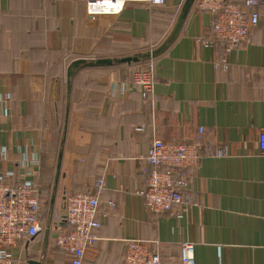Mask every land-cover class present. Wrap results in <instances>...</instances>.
<instances>
[{"label":"crops","instance_id":"obj_1","mask_svg":"<svg viewBox=\"0 0 264 264\" xmlns=\"http://www.w3.org/2000/svg\"><path fill=\"white\" fill-rule=\"evenodd\" d=\"M186 2H129L90 16L87 0H0V93L10 94L0 101L2 164L19 175L24 153L37 155L29 170L42 204L43 229L14 249L16 264H72L56 245L66 225L55 216L79 192L98 194L102 221L82 264H124L130 239L160 264H181L184 241L194 243L195 264H264V8L225 56L228 68L216 70L222 53L204 44L210 14ZM135 55L145 57L118 61ZM148 61L154 83L143 99L133 75ZM200 127L204 153L230 149L187 170L200 205L181 217L150 211L138 191L151 142L192 141Z\"/></svg>","mask_w":264,"mask_h":264},{"label":"built area","instance_id":"obj_2","mask_svg":"<svg viewBox=\"0 0 264 264\" xmlns=\"http://www.w3.org/2000/svg\"><path fill=\"white\" fill-rule=\"evenodd\" d=\"M167 0H87L86 10L90 16L117 14L129 2H142L152 6H162ZM199 11L210 14L213 36L205 40L209 47H219L222 59L213 63L214 68L227 69L225 56L230 55L246 39L250 27L258 24L260 9L264 0H197ZM153 64L148 61L133 75L143 99L153 88ZM10 94L0 93V101L8 100ZM7 112V107L4 108ZM142 130L143 127H136ZM192 141L173 140L166 142L154 139L145 156L141 172L146 177L147 186L138 191L147 208L159 215L182 216L185 208L200 205L199 195L189 187L187 170L196 167L205 155L224 157L229 155L228 144L209 150H202L201 133ZM260 152L264 154V131L259 135ZM8 158L6 147L0 148V264H16L14 249L24 248L33 241L43 229L41 222L42 204L39 188L34 181L32 165L39 163L37 155L24 153L20 160L24 171L19 175L15 169L4 168L2 162ZM98 192L105 189L103 179H97ZM108 204L116 209L114 201ZM98 194L75 193L68 195L65 209L55 216L58 223L65 224L64 230L56 235V245L71 258L72 264H82L87 251L99 239L102 221L99 218ZM20 245V246H19ZM194 243H181V264H195ZM157 251L138 239L126 242L123 256L124 264H160Z\"/></svg>","mask_w":264,"mask_h":264},{"label":"water","instance_id":"obj_3","mask_svg":"<svg viewBox=\"0 0 264 264\" xmlns=\"http://www.w3.org/2000/svg\"><path fill=\"white\" fill-rule=\"evenodd\" d=\"M193 2V0H187V4L190 5L191 3ZM142 57H145V56H140V55H135V56H128V57H123L121 59H119L118 61L120 62H127V63H131L132 61H139ZM108 63H110V60H106ZM28 264H42L41 261H37V260H33V259H30L28 260Z\"/></svg>","mask_w":264,"mask_h":264},{"label":"trees","instance_id":"obj_4","mask_svg":"<svg viewBox=\"0 0 264 264\" xmlns=\"http://www.w3.org/2000/svg\"><path fill=\"white\" fill-rule=\"evenodd\" d=\"M140 56H141V55H140ZM142 58H144V57H142ZM142 58H141V59H142Z\"/></svg>","mask_w":264,"mask_h":264},{"label":"rangeland","instance_id":"obj_5","mask_svg":"<svg viewBox=\"0 0 264 264\" xmlns=\"http://www.w3.org/2000/svg\"><path fill=\"white\" fill-rule=\"evenodd\" d=\"M148 56H150V55H148ZM72 195V194H71Z\"/></svg>","mask_w":264,"mask_h":264}]
</instances>
